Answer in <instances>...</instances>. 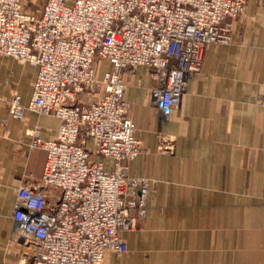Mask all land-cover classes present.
<instances>
[{
    "label": "built area",
    "instance_id": "1",
    "mask_svg": "<svg viewBox=\"0 0 264 264\" xmlns=\"http://www.w3.org/2000/svg\"><path fill=\"white\" fill-rule=\"evenodd\" d=\"M246 2L0 0V56L37 67L26 107L59 120L53 138L32 142L45 150L40 179L16 190L11 236L31 248L24 264H100L125 251L120 232L145 215L148 181L127 176L140 147L124 74L148 67L151 101L167 116L207 47L231 41Z\"/></svg>",
    "mask_w": 264,
    "mask_h": 264
},
{
    "label": "crops",
    "instance_id": "2",
    "mask_svg": "<svg viewBox=\"0 0 264 264\" xmlns=\"http://www.w3.org/2000/svg\"><path fill=\"white\" fill-rule=\"evenodd\" d=\"M29 64L0 56V264H24L28 247L11 236L16 190L40 179L45 150L32 142L59 124L26 107L37 73ZM124 82L140 147L127 176L148 181L145 215L120 232L125 251L100 264H264V0L245 3L229 43L207 47L167 116L151 101L148 67Z\"/></svg>",
    "mask_w": 264,
    "mask_h": 264
},
{
    "label": "rangeland",
    "instance_id": "3",
    "mask_svg": "<svg viewBox=\"0 0 264 264\" xmlns=\"http://www.w3.org/2000/svg\"><path fill=\"white\" fill-rule=\"evenodd\" d=\"M247 1H249V0H247ZM34 6V8L35 9H38L39 7L38 6H35V4L33 3V2H29V6L28 7H33ZM242 12V11H241ZM240 12V13H241ZM240 13H238L235 17H233V18H231L230 20H229V22H230V29H231V36H232V32H233V30H234V26H235V23H236V21L239 19V15H240ZM215 44V43H214ZM211 45V44H210ZM206 51V50H205ZM205 53V52H204ZM204 53H203V55H204ZM202 59H203V56H202ZM18 63H19V65H25V64H28V63H21V62H19L18 60H16ZM201 62H202V60H201ZM30 65V64H29ZM98 65H99V67H108V64L106 63V62H99L98 63ZM137 67V66H136ZM200 67H201V65H200ZM200 69V68H199ZM134 70V69H133ZM128 72V71H127ZM83 99H86V97L84 96L83 97ZM262 100H264V96H262ZM28 250H31V248H29L28 247Z\"/></svg>",
    "mask_w": 264,
    "mask_h": 264
}]
</instances>
